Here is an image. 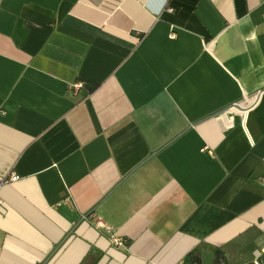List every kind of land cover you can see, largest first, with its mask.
Wrapping results in <instances>:
<instances>
[{
	"label": "crops",
	"instance_id": "crops-1",
	"mask_svg": "<svg viewBox=\"0 0 264 264\" xmlns=\"http://www.w3.org/2000/svg\"><path fill=\"white\" fill-rule=\"evenodd\" d=\"M11 174L0 264H264V0H0Z\"/></svg>",
	"mask_w": 264,
	"mask_h": 264
},
{
	"label": "built area",
	"instance_id": "built-area-1",
	"mask_svg": "<svg viewBox=\"0 0 264 264\" xmlns=\"http://www.w3.org/2000/svg\"><path fill=\"white\" fill-rule=\"evenodd\" d=\"M81 87H82V84L79 82L73 84V86L71 87V91L73 95H78ZM256 99H257V95L245 96L239 103L235 104L232 109H235L236 107L242 108L243 110L250 109L255 105ZM17 179L18 177L15 174H11L6 177L0 176V188L5 184L16 181ZM111 240L113 242H117L118 238H116L115 236H111ZM253 264H262V262L259 260V258H257V260L253 262Z\"/></svg>",
	"mask_w": 264,
	"mask_h": 264
},
{
	"label": "trees",
	"instance_id": "trees-1",
	"mask_svg": "<svg viewBox=\"0 0 264 264\" xmlns=\"http://www.w3.org/2000/svg\"><path fill=\"white\" fill-rule=\"evenodd\" d=\"M98 85L97 84H89L87 82L83 83V89L85 91V95H89L93 93L97 89ZM214 260L212 264H227L225 257L223 253L220 250H216L214 252ZM183 263L185 264H200V259L199 257L194 254L193 252L189 253L187 257L184 259ZM253 264V263H249Z\"/></svg>",
	"mask_w": 264,
	"mask_h": 264
}]
</instances>
